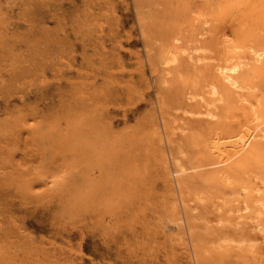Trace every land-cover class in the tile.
Listing matches in <instances>:
<instances>
[{
    "label": "rangeland",
    "instance_id": "374dc122",
    "mask_svg": "<svg viewBox=\"0 0 264 264\" xmlns=\"http://www.w3.org/2000/svg\"><path fill=\"white\" fill-rule=\"evenodd\" d=\"M262 199L264 0H0V264H264Z\"/></svg>",
    "mask_w": 264,
    "mask_h": 264
},
{
    "label": "bare ground",
    "instance_id": "6f19581e",
    "mask_svg": "<svg viewBox=\"0 0 264 264\" xmlns=\"http://www.w3.org/2000/svg\"><path fill=\"white\" fill-rule=\"evenodd\" d=\"M223 71H220V73H219L220 78L224 82H227L230 86H233V82H232L233 78H231V75H230L231 73L229 72L230 74H228V73H226V70L224 72ZM230 71H232V70H230ZM258 203H259L260 206L264 207V200L263 199L260 200Z\"/></svg>",
    "mask_w": 264,
    "mask_h": 264
}]
</instances>
